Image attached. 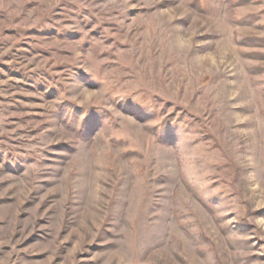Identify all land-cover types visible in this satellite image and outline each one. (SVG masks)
I'll return each mask as SVG.
<instances>
[{
  "label": "rangeland",
  "instance_id": "rangeland-1",
  "mask_svg": "<svg viewBox=\"0 0 264 264\" xmlns=\"http://www.w3.org/2000/svg\"><path fill=\"white\" fill-rule=\"evenodd\" d=\"M0 264H264V0H0Z\"/></svg>",
  "mask_w": 264,
  "mask_h": 264
}]
</instances>
